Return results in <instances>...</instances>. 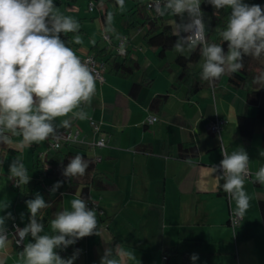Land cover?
<instances>
[{"label": "crops", "instance_id": "0c3cea01", "mask_svg": "<svg viewBox=\"0 0 264 264\" xmlns=\"http://www.w3.org/2000/svg\"><path fill=\"white\" fill-rule=\"evenodd\" d=\"M109 2L118 5L117 0H86L85 3L54 0L60 12L72 16L81 25L80 44L72 42L73 36L65 40L78 56L92 54L90 49L95 44L114 53L102 34H110L113 46L120 35H126L128 54L136 58L140 66L128 78H121L105 65L104 81L96 82L91 101L82 106L88 118L80 120L69 116L55 122L58 125L60 120L69 119L67 128L58 129L78 130L82 141L63 147V152L100 157L93 175L103 188L89 190L91 200L99 209L96 211L99 235L78 240L81 256L74 264H100L104 250L118 243L135 252L136 260L129 264H264V224L259 213L264 186L253 182L255 173L264 167V157L260 155L264 147L259 133L249 142H243L236 123L237 116H254L257 107L264 105V88L258 85L257 95L234 89L227 83L229 72H226L216 84L187 98L186 88L176 83L179 69L173 63L176 54L170 58L167 52L160 58L157 49L146 46L142 36L136 41L140 29L126 33L125 22H108ZM86 13H95V16ZM163 18L174 27L171 15ZM134 83L140 86L133 92ZM164 94L168 97L161 110L153 113L158 117L157 122L145 124L151 100ZM89 118L101 121L100 133L93 134ZM215 118L225 120L220 136L206 130ZM100 137L108 138L106 146L90 147V143ZM19 140L18 136L12 137V143L0 145V160L5 161L0 166V205L9 204L0 215L11 212L14 217L7 221V228L12 221L22 228L29 222L25 201L33 199L37 193L45 201L47 197L59 200L64 210L70 207L73 198H80L82 188L76 180L68 191L65 177H43L35 162L43 158L39 153L48 151L46 141L21 146ZM185 142L195 144V157L179 158L178 146ZM220 143L229 154L242 147L250 158L251 179L244 184L250 206L233 231L227 220L229 210L235 209L236 203L232 197L228 202L226 195L218 194L220 172L214 171V166L223 158ZM52 153L48 151L47 157ZM17 157L31 179L27 185L13 187L8 167ZM48 168L45 164L43 170ZM57 181H61L62 186L52 193ZM43 215L44 209L39 218L48 232L50 221ZM10 240L13 241L12 237ZM22 249L10 243L0 250V264H22L19 256ZM57 251L61 257L68 258L60 249ZM194 253L199 257L195 262L190 259Z\"/></svg>", "mask_w": 264, "mask_h": 264}, {"label": "clouds", "instance_id": "9594fccd", "mask_svg": "<svg viewBox=\"0 0 264 264\" xmlns=\"http://www.w3.org/2000/svg\"><path fill=\"white\" fill-rule=\"evenodd\" d=\"M204 2L216 11L229 10L227 24L218 33L227 43L226 51L221 44L207 39L208 22L201 7ZM117 3L123 7L124 0ZM154 3L157 16L175 18L177 39L173 50L182 56L199 50L203 58L201 80L211 84L226 72H239L245 57L264 58L261 5L245 0H154ZM80 28L75 18L58 10L54 0H0V145L12 143V137L16 136L20 137L21 146L38 144L56 137L58 128L69 126V119H62L57 125L58 118H88L82 106L95 94L96 80L89 65L61 36L73 33L72 42L80 44ZM253 83L264 88V71L253 78ZM221 154L223 158L214 171L220 172L224 192L235 200L234 214L243 217L250 206V197L244 189L249 155L242 147L230 154L221 149ZM260 155L264 157V152ZM4 162L0 160V166ZM88 168L89 162L77 154L62 174L69 179L83 177ZM8 173L16 186L27 185L31 179L19 157L12 159ZM253 182L264 186V167L255 173ZM61 186L62 182L57 181L51 192ZM25 203L29 222L23 228L14 225V234L7 228V221L14 219L12 213L0 215V250L13 242L10 236L14 237L17 245L23 244L19 252L22 264H74L79 249L68 258L61 257L57 249H67L79 239L99 235L96 210L82 198H73L69 208L55 213L48 232L39 213L51 204L39 193ZM8 207L7 202L3 203L0 211ZM190 259L195 262L199 257L194 253ZM135 260V252L118 243L104 250L100 264H129Z\"/></svg>", "mask_w": 264, "mask_h": 264}, {"label": "trees", "instance_id": "16d2710c", "mask_svg": "<svg viewBox=\"0 0 264 264\" xmlns=\"http://www.w3.org/2000/svg\"><path fill=\"white\" fill-rule=\"evenodd\" d=\"M125 1V0H124ZM131 3L129 9L122 15L125 20L124 28L126 33H129L133 29H140L142 31V40L148 47H155L157 49V55L160 58L165 57L166 53L173 51V45L177 39L172 24H167L162 17H155L147 8L146 0H126ZM248 4H259L264 8V0H245ZM203 11L208 15L209 27L207 30V39L210 43H218L224 46L227 50V43L223 42L219 37V31H222L228 20L229 10L216 11L210 4L204 2L201 5ZM173 25H175V18L172 17ZM82 31L80 30L79 34ZM62 39H69L74 36L73 33L61 34ZM92 55L96 60L108 65L110 71L117 77L128 78L135 71L139 70L140 66L136 58L131 57L126 51L124 57L118 56L115 52L108 50L106 47H100L97 44L93 45L90 49ZM173 63L178 66V74L176 83L179 86L186 88L187 98L193 96L197 92L208 88L210 85L216 84L203 81L200 78L202 71L203 58L199 54V50L191 53L180 55L176 54L173 59ZM258 70V72H256ZM264 70V64H261V59L253 57L244 58V67L237 73H229L227 77V83L234 89H243L250 95H257V84L253 83V78ZM140 83L132 84V91L137 90ZM167 95H156L150 102L148 109L150 113H158L164 102L167 99ZM236 123L239 130L240 137L243 142H249L254 134L259 133L261 136V146L264 147V105H259L256 109L254 116H237ZM70 147V146H65ZM179 158L188 159L197 155V149L194 143L185 142L178 146ZM83 156L89 162V168L83 177H75L69 179L65 177L63 173L64 167L68 164L69 160L75 155ZM38 170L44 178H61L65 177L68 180V191L73 188V185L77 181H80L82 186L79 197L88 201L90 199V189L103 188L102 183L95 178L93 173L96 170V162L93 158L87 157L83 153H77L72 151L63 152L61 149L52 153L50 158L46 162L36 160ZM48 165L47 170H43L44 166ZM77 180V181H76ZM224 181L219 178L218 194L225 195L223 190ZM46 193L45 190H42ZM232 197V196H231ZM46 202L50 203L49 208L44 209V218L46 221H51L55 213L62 210L61 202L59 200L52 201L48 197ZM259 213L262 224H264V201L259 202Z\"/></svg>", "mask_w": 264, "mask_h": 264}, {"label": "built area", "instance_id": "2783aa9c", "mask_svg": "<svg viewBox=\"0 0 264 264\" xmlns=\"http://www.w3.org/2000/svg\"><path fill=\"white\" fill-rule=\"evenodd\" d=\"M145 2L147 4V8L152 12V14L155 17H159L154 12V8H155L154 0H146ZM91 9H92V4H90V6H89V10H91ZM102 39L104 40V42L106 43V45L109 49L110 48L114 49V52L118 56H120V57L125 56L126 51H127V49H126L127 36L126 35H120L115 46H113V42H112V39H111V36L109 33L102 34ZM79 57L81 58V60L83 62H85L89 65L90 69L93 72V75L95 77L96 82L102 83L104 81L102 72H103V69L105 67V64L99 60H96L94 58V56L92 54H89V53L84 55V56H79ZM157 120H158V117L155 114L150 113L145 119V124L152 125L155 122H157ZM89 125L91 127L93 134H97V133L101 132V121H97V120H93V119L89 118ZM224 125H225L224 119L215 118L212 122H210L207 125L206 130L213 135L220 136ZM107 141H108V138L100 137V138L92 141L90 143V147H92V148H103L106 146ZM46 142H47V146H48V151L49 152H55L57 150L62 149L65 146H73L75 144L81 143L82 141H81L78 130H70V129L59 130L58 129L56 137H50L48 140H46ZM57 144H59L60 146L56 147ZM220 148L224 150L221 143H220ZM47 152L44 151V152H41L38 154L39 157L40 156H41V158L43 157L42 159L39 158L40 161L46 162V160L48 159V157L46 155ZM93 159L95 162H97L100 160V157H94ZM248 172H249V175L245 177V180L251 179V172H250L249 168H248ZM11 185L13 187H19V186H16V182L13 179H11ZM47 189H50V187H47ZM225 195H226L227 200L229 202L231 195H229L227 193ZM88 206L90 208H94L96 211H99L96 203L93 202L91 200V198L88 200ZM241 221H242V217L235 215L234 209H230L227 223H228V226L231 228L232 231L240 225ZM14 225H18L20 228H22L15 221H12L10 224V227L8 228V232L10 234H14V231H15ZM10 237H12V236H10ZM12 239H13V243H14L15 247H17V248L23 247V244L17 245L15 243L14 237H12ZM77 249L80 250L79 241H77L74 245H70L67 249H63V250L60 249V253L63 256L65 255L67 257H71L73 255L74 251ZM80 256H81V250H80L79 255L77 256V259L75 261H77L80 258Z\"/></svg>", "mask_w": 264, "mask_h": 264}, {"label": "rangeland", "instance_id": "374dc122", "mask_svg": "<svg viewBox=\"0 0 264 264\" xmlns=\"http://www.w3.org/2000/svg\"><path fill=\"white\" fill-rule=\"evenodd\" d=\"M82 2L85 3L86 0H82ZM130 5H131V3L128 4L127 2H124L123 7H121L120 4H118L116 6L115 3L112 4V3L109 2L108 3L109 10H108V16H107L108 22H125L124 17L122 16V14L125 13L129 9ZM225 10H227V9H225ZM86 14H87V16L88 15L95 16V13H91V14L90 13H86ZM109 17H111V19H109ZM205 19L208 22V27H209V20H208V15L207 14H206ZM169 20H171V19H169ZM167 21H168V19H165V22H167ZM173 29L175 31V25H174ZM133 34H134V32H133ZM137 34H138L139 37L136 39V41L141 39L140 37L142 36V31L138 32ZM174 54H177L174 50L173 51H169L167 57L172 58L174 56Z\"/></svg>", "mask_w": 264, "mask_h": 264}]
</instances>
